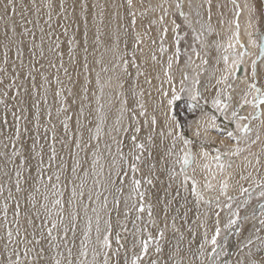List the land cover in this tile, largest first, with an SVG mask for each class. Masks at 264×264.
<instances>
[{"label": "snow or ice", "instance_id": "snow-or-ice-1", "mask_svg": "<svg viewBox=\"0 0 264 264\" xmlns=\"http://www.w3.org/2000/svg\"><path fill=\"white\" fill-rule=\"evenodd\" d=\"M204 2L208 5L207 18L204 19L201 15L200 9L204 7L201 3L195 9V17L191 20L189 19L190 13L184 11L185 0L175 2V14L183 17L186 26L191 29L193 42H199L201 45L204 43L202 37L205 32L213 31L212 0H204ZM233 3L236 8L234 31L225 45H216L217 49L220 47L224 49L222 59L225 65V74L217 82L231 87L228 83L229 79L245 63L244 57L252 55L247 51L248 47L258 49L256 59L251 61L248 92L242 97L240 104L241 108L251 104L254 114L251 117H241L235 110L232 112V119L236 121L237 133H243L244 137H247L253 129L250 123L241 124L239 121L264 117V110H262L264 108V84H258L257 81V60L264 64V34H257L259 29H256L248 33V43H243L240 39L239 23L242 9L235 4V0ZM126 5L127 15L131 19L129 26L124 27V32L127 34L129 27L135 32L134 47L130 52L125 50L117 56L120 62L118 66L122 67L123 73L127 76L132 75L129 67L135 68L138 79L144 73L137 63V51L143 52L139 46L144 43V36L149 35L150 29H145L143 34L135 31L136 12L132 10L133 0H126ZM123 6L113 5V7ZM157 7L161 9L162 15L158 20H152L150 24L159 23L162 27L159 44L157 45L156 39L151 40L152 45L156 47L153 48L150 58L159 64L161 61L158 59L157 51L160 56L169 52V48L165 46L169 29L164 21V17L169 14V9L163 4ZM188 7L192 8L191 0H188ZM91 8L93 11L90 13L87 0H80L77 15L75 3L72 6V12L69 13L65 0H58V3L56 0H40V3H37V0H30L29 5H24L21 0L20 20L16 21L14 20L17 15L16 0H7L3 5L4 14L0 15V20L5 21V31L3 40H0V47L3 48L2 63H0V109L5 115L0 118V143L7 140L8 143L3 144V147L11 146L12 151L11 153L0 152V157L11 161L16 167L13 184L7 186L6 189L5 183L0 182V198H2L0 200V231L3 232V235H0V264H121V259L123 264H192V261L185 260L181 250V243L185 239L184 229L193 233V229L188 224L187 202L180 203L177 200L180 195L179 189H176L175 195L171 194L173 188L171 183L167 184L163 192L156 188L155 183V180H158L157 162H159L158 155H154L157 138L163 143L165 139L171 137V146L165 155L167 157L176 155V159L173 161V166L167 169L168 178L171 181L183 174L184 179L180 188L189 191L188 180L190 178L187 175V168L194 163L195 157L192 151L194 141L184 135L183 126L174 112V105L181 99V95L173 86L166 106L161 100L160 104L150 113L144 101V90L137 91L133 85L132 106H128L129 100L123 98L124 93L120 92L119 95L122 98L119 116L115 123L105 131L106 116L103 112L104 105L100 103L99 97H96L98 107L95 109L94 119L87 120V116L92 115L91 110L88 111L87 116L85 112L86 107L90 109V106L84 103L89 99L87 84L90 81L87 76H85L84 85L79 93L74 92L73 87L66 86L61 80L62 70L64 76L74 85L72 74L65 66V47L69 61L73 65L77 63V49L81 50L83 52L81 67L83 72L89 71L91 30L89 15H91V24L95 29L91 34L92 50H98L106 42L105 37H108V33L104 31L107 27L104 5L97 2L93 3ZM42 9L45 10L43 15H41ZM256 11L255 5L249 6V28H252V15ZM9 12L11 15H8ZM28 13H32L34 18L30 19ZM140 14L143 16L146 12ZM8 21H12L11 24ZM193 22L200 25L199 30L193 27ZM172 25L174 51L167 56V67L164 69V75L170 85L173 79L171 75L173 63L179 62L182 54L181 41L188 35V33H184L183 37L180 35L181 25L175 20L172 21ZM62 36L66 39L62 40ZM149 38L151 39L150 36ZM109 39L112 48L118 52L119 35H115L114 39L110 37ZM190 47L199 57L195 46L190 45ZM13 49L16 60L19 61L18 64L15 61L10 63L9 53ZM125 49H127V41H125ZM26 51L27 62L25 61ZM188 61H191V57H188ZM47 69H56L51 78ZM103 70L108 71L107 68ZM38 77L39 82H37ZM159 78V76L156 77V79ZM184 79H187V76ZM145 82L151 84V80L147 78ZM195 83L198 84L199 81ZM97 84H100L99 76H97ZM181 85L180 92H184L183 80H181ZM119 87L123 88V84L121 83ZM50 91L57 101L55 116L62 125L65 138L58 137L56 125L52 123V108L45 107L48 105ZM100 91L103 92V87ZM157 91L162 97H169V92L164 91L162 87ZM200 95L199 91H196L189 97V108L198 107ZM249 95L252 97L251 100L248 99ZM93 96L95 97V93ZM77 98L80 103L75 113V131L69 135V121L73 120V116L68 113L73 105H77ZM232 99L231 95L221 98L218 92L212 103L218 111L226 114ZM32 109L34 111H31ZM158 109H163L164 128L167 132L157 131L160 122L155 112ZM42 112L48 117L47 125H51L50 128L47 125L43 126V135L40 132ZM7 114L12 117L13 131L10 134L4 130L9 123ZM82 118L87 120V124L82 122ZM261 124L264 125V119H261ZM29 125H32V128ZM208 128H218L215 116L210 117L205 132ZM33 130L35 135L31 134ZM84 131L88 133L87 140L84 139ZM49 132H51L50 138ZM195 135L199 136L200 131L197 130ZM103 136H107L110 142L104 140V148L101 150L100 144ZM227 136L236 141V145L230 152L231 156H239L246 151L245 148L239 146L243 138L241 135L229 131ZM259 140L260 136L257 131L256 138L249 142L255 144ZM178 142L183 145L180 149L183 153L182 157L174 152ZM57 143L62 149H68L71 164L60 155L56 147ZM204 143L205 141H201V147ZM113 145H115V151H113ZM72 146L75 152L72 151ZM214 151L216 155L211 159L215 161L219 173L223 174L226 169H231V162L224 163L226 154L220 148H215ZM81 152L85 154L84 160L79 155ZM89 153L91 155L90 169L84 167ZM200 155L205 160L209 158L207 151ZM251 156L253 159L246 158L247 166L255 170L257 177L249 183L248 187L241 185L239 191L241 194H248L243 201L245 206L250 204L253 193L256 194L258 204L253 207L250 214L241 217L240 206L233 209L232 203H227L230 219L225 227L232 228L241 219L244 221L251 219L255 223L252 224L249 235L237 243V255L233 260L227 239H221L220 212H216L214 233L209 239L208 231L205 229L203 240L197 248V258L200 264H264V202H261L264 201V171H262L264 169V147L260 153H251ZM177 163L181 164V173L175 171L174 165ZM105 164H107V171ZM204 168L211 173L212 179H215L216 174L211 172L210 164L205 163ZM4 175L9 176V173L4 172ZM251 177L252 173L249 172L247 176L241 175L240 179L247 180ZM89 178L92 180V185L88 188V203L86 204L84 203L85 187ZM11 179L9 176V180ZM77 180L79 184L76 183ZM69 183L72 187L69 197L65 199V189ZM205 187L212 190L214 185L209 181ZM229 187L228 178L220 181V195L231 202L235 197L229 194ZM105 193L112 196V210L117 211L118 216L121 202H123L124 221L117 219L116 222L119 231L114 230L108 195ZM190 194L195 197L197 205L200 201L207 204L212 203L211 200H204V195L198 190L197 181L194 179ZM21 198H23V204ZM93 202L96 204L95 207H91L94 215L89 216V208ZM215 203L217 207H220L219 196ZM159 205L163 206L162 218L155 211ZM80 207L83 209L86 221L83 229L80 230L82 238L77 235L80 219L78 208ZM10 212L11 219H9ZM133 213H135V218L132 220L133 228L130 231L127 227V220ZM105 216L107 218H104ZM178 220L180 223H177ZM241 231L242 229L238 228L237 234ZM93 232L95 233L94 239ZM169 232L172 233L171 239H169ZM122 233H128V235H122ZM129 235L131 240H129ZM172 240H175V244H172ZM193 240H195L194 233L192 239L189 240V251ZM166 245L168 246L167 252ZM206 246H210V250Z\"/></svg>", "mask_w": 264, "mask_h": 264}, {"label": "bare ground", "instance_id": "bare-ground-1", "mask_svg": "<svg viewBox=\"0 0 264 264\" xmlns=\"http://www.w3.org/2000/svg\"><path fill=\"white\" fill-rule=\"evenodd\" d=\"M215 1L217 0H212V7H211V13L212 9L215 7ZM7 0H0V15H3V5L6 3ZM58 3V0H56ZM66 6L68 7L69 13L72 12V6L75 3L76 5V14H79V2L80 0H65ZM89 4V12L91 13L93 9L91 8V5L93 3H100L104 5L105 9V24L107 27L104 29L105 32L108 33V37H105V44L101 46L98 50L93 51L91 47V34L94 32V26L91 24V15H89V20H90V55L88 56V64H89V71L87 73L83 72V69L81 65L83 64V52L79 49H77V63L73 65L67 56V50L65 47V56H64V61H65V66L69 68V72L72 74L73 77V83H70L67 79V77L64 76L63 71L61 70L60 72V77L61 80L64 81L66 86L73 87V91L76 93H79L81 91L82 85H84L85 81V76H87L88 80L90 83L87 84V87L89 89L88 96L89 99L87 101H84L86 106L85 112L86 116L89 110L92 111L91 116H87V120H93L95 117V109L98 107L96 103V97L100 98V103L104 105V115L106 116V122H105V131L109 127H111L114 123L116 118L119 116V109H120V100L122 97H120L119 93L123 92L124 97L129 100V107L132 106L133 102V97H132V87L135 85L136 90L139 91L140 89H143L145 92L144 96V101L146 105L148 106V110L153 108L154 104H158L161 100L164 101V105L166 106L167 104V99L170 98L171 92H172V87L174 86L175 90L177 93L180 95L182 94H187L189 96L195 94L196 91H199L200 98L199 101L202 103L203 101L211 103L210 107L207 109H204L201 111V114L193 120V122L190 124V131L189 135L185 136L189 139H192L194 141L192 151L194 154V163L190 165L187 168V175L190 178L188 180V188L189 185L191 186L192 180L195 178H200L202 186H205L206 183L209 181L214 185L213 189L210 190V192L213 193V195L220 194L219 193V186H220V181L222 179L228 178L229 181V194L231 195L234 192H240L239 188L241 185L246 187L247 183L249 180H253L256 178V172L253 168L247 166V159H253L251 154H240L239 156H231L230 152L236 145V141L234 139H230L227 136V133L229 131L233 132L234 134H242L243 133H237L236 130V121L232 119V112L235 110L238 115L240 110L245 109V107L241 108L239 105L241 104V100L245 93L247 92V85L249 81V74H250V67L249 63L247 61L250 60V57L247 56V59H244L245 63L240 67L239 70L235 72V75L231 77L228 81L229 84H231V87H228L227 85L223 83H218L221 79V77L225 74L224 73V68L225 65L223 63V55H224V49L223 47H220L217 49L216 45H225L227 43V31H229V26L225 28L223 25V29L219 28L220 24L217 22V18L215 16L213 17L212 14V28L213 31L211 33L205 32L204 36L202 37L204 43L201 47V51L199 50V47L201 44L199 42H192L197 50L199 52V57L192 51V48L189 46H186L183 50L181 49V57L179 62H174L173 67L171 69V75L173 77L171 85L167 82V78L164 75V69L167 67V56L171 55L172 51H174L173 48V32H172V21L175 20L176 23L180 24L179 20L186 26V22L184 21L183 17H179L178 15L175 14V2L176 0H133L134 3V8L132 9L133 11L136 12V29L135 31L141 32L142 34L144 33L145 29H150L149 35L144 36V43L140 45L139 47L143 49V52L137 51V63L140 65L141 71L144 73V75L140 76L138 79L136 78V69L129 67V72L132 74L131 76H127L123 73L122 67L118 66L120 64L117 56L122 54L125 50L131 51L132 48L134 47V36L135 32L129 27L128 33L125 34L124 32V27H128L130 24V17L127 15L128 9L126 5V0H87ZM253 2V1H252ZM17 3V15L14 17V20L18 21V18H20L19 12L21 11V0H16ZM37 3H40V0H37ZM201 3L207 5L203 0H191L192 8L190 9L188 7V0H185V7L184 11L186 13H190L189 19H194L195 17V9L197 8L198 5ZM24 5H29L30 0H23ZM163 4L164 7L169 9V14L164 17L165 25L168 27L169 32L167 35V39L165 41V46L169 48V52L165 53L163 56H160V54L157 51V56L158 59L161 61V63H156L151 60V52L153 48L156 46L152 45L151 40L156 39L157 40V45L159 44V34H160V29L161 25L159 23L157 24H150L152 20H158L159 17L162 15V11L158 5ZM113 5H124L123 7H113ZM208 7V5H207ZM200 9L201 15L202 10ZM155 9V11H153ZM206 10V9H205ZM44 9H42L41 15H43ZM141 12H146V15H141ZM260 13V12H259ZM8 15H11V12L8 13ZM29 18H34L32 13H28ZM203 16V15H202ZM204 19L207 18L206 14L203 16ZM219 17V16H218ZM220 18V17H219ZM12 21H8L9 24H11ZM229 22V21H228ZM43 23V21H41ZM229 24V23H228ZM31 27V26H29ZM193 27H195L197 30H199L200 25L195 24L193 22ZM187 29H189L187 27ZM219 29L221 31H219ZM191 31V29H189ZM5 31V21L0 20V40H3V33ZM19 31V29H18ZM82 31V29H81ZM248 31L250 32V28H248ZM119 35V51L117 52L112 48V43L111 40L109 39L115 38V35ZM214 34V35H213ZM9 35L11 33L9 32ZM38 35V33H37ZM180 35L183 36L180 32ZM192 35V34H191ZM151 37V39L149 38ZM243 37L245 39H243ZM61 39H66L65 37H61ZM186 39V38H185ZM192 39V38H191ZM240 39L243 43L247 44V35L243 36L240 35ZM183 40V39H182ZM125 41H127V49H125ZM182 42V41H181ZM200 46H199V45ZM181 47V45H180ZM203 48V51H202ZM248 52L251 54H257L258 49L255 50V48H251V46L248 47L247 49ZM2 53H3V48L0 47V63H2ZM10 63L12 61H15L17 64L19 61L16 60L15 57V50L13 49L10 54ZM188 57H191V61H188ZM127 58V57H125ZM186 59V61H185ZM25 61L27 62V51L25 54ZM99 61V62H98ZM204 61H207V63H204ZM231 62V60H230ZM259 66V65H258ZM107 68L108 71H104L103 69ZM47 72L50 76L55 74L56 69H47ZM97 76H99L100 84H97ZM159 76V79H156V77ZM187 76V79H184V77ZM146 78L148 80H151V84L146 83L145 80ZM258 78H261V82L258 81V84H264V64H261L260 69H258ZM181 80H183V87L185 89L184 92H180L181 89ZM199 81V83H195V81ZM7 82V81H6ZM37 82H39V77ZM123 84V88L119 87L120 84ZM27 86V85H26ZM55 84H53V88H55ZM103 87V92L101 93L100 89ZM163 88L164 91L169 92V97L165 98L160 95V93L157 91L158 88ZM221 94V98H226L227 95H231L233 97L231 101V106L227 110L226 114H222L220 111H218L214 106H213V99L216 98L217 93ZM93 93H95V97L93 96ZM148 93H151V95H148ZM156 102V103H155ZM80 103L79 98H77V105H73L71 109L69 110V115L73 116V120L69 121V135L75 131V113L77 110V107ZM199 106V104H198ZM239 106V107H238ZM45 107H51L52 112H53V118H52V123L56 125L57 129V135L59 138H65V133L63 131L62 125L60 124L59 120L56 119L55 116V110L57 107V101L53 98L52 92H49L48 96V105ZM31 111H34L32 109ZM160 111H163V109ZM3 113V110H2ZM159 113V112H157ZM4 114V113H3ZM162 114V119H159L160 116H158V120L160 122L157 131L164 130L167 132V129L164 128V116L163 112ZM159 113V115H161ZM5 115V114H4ZM9 118V123L11 127L6 130L7 128L5 127V131L7 133H11L13 131L12 128V117L10 114H7ZM211 116L216 117V124L218 125V128H208L207 132H205V127L207 126V122L209 121ZM44 123L42 122V127L44 125H47V120L48 117L43 114L42 112V118H41ZM262 119V117H261ZM87 120H84L82 118V122L87 124ZM125 123H127V120H125ZM239 123L241 124H247L246 120H240ZM258 123V122H257ZM260 123V122H259ZM235 128H229V126ZM49 128L51 125H47ZM263 127V126H262ZM253 128V127H252ZM255 128V127H254ZM197 130L200 131V135L196 136L195 133ZM42 132L44 130L42 129ZM263 134V133H262ZM32 135H35V132L32 133ZM43 135V133H41ZM51 132L48 133L49 138L51 137ZM241 135V136H242ZM250 135V134H249ZM264 135V134H263ZM250 137V136H249ZM248 137V138H249ZM88 138V133L87 131H84V139L87 140ZM104 140H109L107 136H103L101 140V150L104 148ZM243 140V139H242ZM201 141H205L203 146L201 147ZM221 141H223V144H221ZM247 141V140H246ZM245 141V142H246ZM49 143L51 142L50 139L48 141ZM110 142V140H109ZM8 143L7 140H4L2 143H0V152H8L11 153L12 149L11 146L8 148H4L3 144ZM30 143V141H29ZM95 143V141H93ZM242 143V142H241ZM69 144L71 146V142L69 141ZM157 145L158 147L163 146L162 148V154L165 155L167 149L171 146V137H168L163 141V143L160 142L159 138H157ZM240 145V144H239ZM262 145H259L258 150L260 151L262 149ZM57 149L60 152V155H62L65 160L68 161L69 164H71V158L69 156L68 149H62L61 145L57 143ZM183 147L182 143L178 142L177 147L174 150L175 153H178L181 157L183 156V153L180 152V149ZM215 148H220L222 152H224L226 155L224 156V163L227 164L231 162L232 167L231 169H226V171L223 174H220L218 169L216 168L215 161L211 159V157L215 156L216 153L214 151ZM257 149V148H256ZM224 150V151H223ZM72 151L75 152L74 146H72ZM113 151H115V145H113ZM160 151V150H159ZM207 151L209 153V158L208 160H205L202 158L200 155L202 152ZM258 152V151H256ZM160 153V152H159ZM253 153V152H252ZM80 157L82 160L85 159V154L81 152ZM157 155V154H156ZM164 158V157H163ZM162 157H160V160H163ZM2 159L3 163L0 162V175L3 177H7L4 175V172L11 173L14 172L13 170L15 169L16 165H12L13 169L9 170L8 163L11 161H6L4 157H0ZM167 159V158H166ZM176 155H173L172 157H168V165L165 168H170L173 166V161H175ZM87 162L84 164L85 168L90 169V164H91V155L89 153L88 157L86 158ZM166 162V161H165ZM208 163L210 164L211 167V172L215 173V179H212L211 173L204 168V164ZM253 163L255 161L253 160ZM7 167H6V165ZM175 171L180 168L181 169V164L177 163L174 165ZM164 169V168H162ZM179 169V170H180ZM105 170L107 171V164H105ZM194 171L197 172V174L194 173ZM252 173V177L247 180H242L240 179L241 175L247 176L248 173ZM181 173V172H180ZM159 172H157L158 176ZM10 176V175H9ZM15 179V178H14ZM13 179V181H14ZM177 179V178H176ZM184 177L183 174H180V177L178 176L177 180V188L179 189L180 193H183L185 191L183 188H180V184L183 181ZM199 181V180H197ZM245 182H247L245 184ZM77 184H79V180L76 181ZM6 189L7 186H10V182H5ZM92 185V180L91 178L88 179L87 185L85 187V199L84 203H88L87 201V192L88 188L91 187ZM72 184L69 183L67 185V188L65 189V199H67L70 195V190H71ZM174 187V186H173ZM175 189V191H176ZM190 189V188H189ZM208 189V188H207ZM202 190V189H201ZM205 190V188L203 189ZM188 191H185L187 194ZM5 194H7V191H5ZM185 194V195H186ZM105 195H108V193H105ZM182 195V194H180ZM204 195V193H203ZM195 198V197H194ZM215 199V198H214ZM224 199V198H223ZM2 200V198H0ZM108 200H109V211H111V219L113 224L119 219L120 216H123L124 212V205L123 202H121L120 208H119V216L117 215V211L112 210V196L108 195ZM209 200V199H208ZM21 203L23 204V198H21ZM196 201V199H195ZM238 201V200H237ZM214 202V201H213ZM264 202V201H263ZM200 203H204V201H200ZM197 205V202L195 203ZM198 204V205H199ZM201 204V206H202ZM222 204V203H221ZM204 205V204H203ZM206 205V204H205ZM96 204L93 202L90 205L88 215L93 216L94 214L91 212V207H95ZM214 209V208H213ZM252 209H249L248 214L252 212ZM80 212V219L78 220V232L77 235L79 238L80 237V230L83 229L84 224H85V214L83 212L82 207L78 208ZM210 210V209H209ZM209 210L206 211V213L209 212ZM211 211V210H210ZM205 213V214H206ZM204 214V215H205ZM103 215V214H102ZM11 212L9 213V219H11ZM132 215L131 219L134 218ZM11 217V218H10ZM124 217V216H123ZM121 217V218H123ZM104 218H107L106 216ZM120 218V219H121ZM119 219V220H120ZM124 220V219H123ZM115 225H113L114 227ZM116 228V227H114ZM204 229V228H202ZM203 231V230H202ZM224 232V231H223ZM0 235H3V232L0 231ZM93 239L95 238V233L93 232ZM241 235V234H240ZM249 235V229L245 230L242 233V240L244 239L245 236ZM222 236V235H221ZM224 236V235H223ZM79 241H77L78 243ZM123 253L121 254V256ZM235 258V257H234ZM121 264H123V260L121 259Z\"/></svg>", "mask_w": 264, "mask_h": 264}, {"label": "rangeland", "instance_id": "rangeland-1", "mask_svg": "<svg viewBox=\"0 0 264 264\" xmlns=\"http://www.w3.org/2000/svg\"><path fill=\"white\" fill-rule=\"evenodd\" d=\"M235 4H238L239 8L242 9V12H241V14L239 16L240 31H241V35H243V36L247 35V40H246L247 43H248V39H249V37H248V33H249V31H248V28H249L248 27V21H249V18H250V12H249V6L250 5H255V7L257 9L255 14L252 15V28H250V32H253L256 29H259V33H257V34H264V0H235ZM203 9L204 10H202V13L203 12L204 13L202 15L204 16L206 14V16H207V10H208L207 5H205V8H203ZM235 11H236V8H235V5L233 3V0H217V1H215V7L212 9L213 17L215 16V18H217V22L220 24L219 28L223 29V25L225 26V28L227 26H229V31H227V35H226L227 39L231 35V33L234 31V21L236 19ZM19 20H20V18H18V21ZM179 22H180V25H181V34L184 36V33H188L187 37H185L186 39L184 38L182 40V42H181V49L183 50L186 46L194 44V43H192L193 40L191 39L193 34H192V32L189 29H187V26H185L180 20H179ZM219 31H221V30L219 29ZM243 39H245V38L243 37ZM201 47H202V45L199 47L200 51H201ZM251 48L254 49V47H251ZM255 50H256V48H255ZM202 51H203V48H202ZM249 57H250V60L247 61V62L249 63L248 65L251 68V61L253 59H256L257 54H252ZM244 59H247V56H245ZM185 61H186V59H185ZM257 64L259 65L258 69H260L261 63H260L259 60H257ZM249 76H251V69H250ZM260 79L261 78H257V81L261 82ZM247 92H248V87H247ZM189 97L190 96L187 95V94H182L181 95V99L179 101H177L176 104L174 105L175 115L177 117V120L183 126L182 127V131L184 132V134L186 136L189 135V131H190L189 127H190V124L193 122V120L196 119L201 114L202 110L207 109L211 105V103L206 102V101L205 102L203 101L202 103H200V101H198V104H199L198 107L189 108ZM248 99L251 100L252 97L249 95ZM159 104H160V102L158 104H154L153 108L156 107ZM153 108H151L149 110L150 113L152 112ZM262 110H264V108H262ZM238 111H239V114H240L241 117H251V115L254 114V109L251 106V104L246 105L244 111L240 110V109H238ZM157 112H159L161 114L163 111H160V109H158L155 112V115H157V118H158V116H160L159 119H162V117H161L162 114L159 115V113H157ZM3 116H4V114L2 113V109H0V118H2ZM7 119L9 120L8 116H7ZM262 119H264V117H262ZM41 121L44 123V121L42 119H41ZM246 121H247V123H250L251 127H253L252 128L253 131L251 133H249L250 135L248 134L247 137H244L242 134H239V135H242V137H243L242 138L243 140L242 139L240 140V145L239 146L241 148H245L246 149V151H244L242 153L243 154H251L252 152L253 153H260L261 150L260 151L258 150L259 145L263 144L262 147H264V135H263L264 134V125L261 124V119L246 120ZM5 127L7 128L6 130H8L11 127L10 123H8V125H6ZM29 127L32 128V125H29ZM229 128H232V129L235 130V128L231 127V125L229 126ZM42 129L44 130V127H41V129H40L41 133H43ZM257 131L259 132L260 140L257 141L255 144H251L249 141L250 140H254L256 138ZM33 132H34V130H33ZM161 147L163 148V146H161ZM161 147L160 146L158 147V145H157V148L154 150V155L157 154L159 158L160 157H162V158L164 157L163 160L159 159V162H157V172H159V174H158V180H155V178H154L155 183H156V188L160 189L161 192H163V189L167 186V184L171 183L174 186L172 188V190H171V194L175 195V189L178 186L177 180H178V176L180 177V175L177 176V179H174V180H171V181L169 180L168 173H167V169L168 168H165L168 165V160H167L168 157L166 155L162 154V148ZM256 151H258V152H256ZM0 162L3 163L2 159H0ZM154 162H156V161H154ZM8 164H9L8 165L9 167H7V165L5 164L6 167L9 168V170L10 169L12 170L13 169L12 165H14V164H12V162H9ZM162 168H164V169H162ZM179 169L180 168H178L176 170L177 173L181 172V169L180 170ZM262 171H264V169H262ZM194 173L197 174L196 171H194ZM9 175L12 178L11 180H9V176L3 177L2 175H0V182H2V183L10 182L11 184H13L14 183L13 179L15 178L14 177V172L11 171V173H9ZM256 177H257V173H256ZM194 180H196V181L199 180V181H197V188H198V190L200 192L204 193V200L207 201L209 199V200L212 201V203L211 204L203 203L204 205L202 203H200L199 205H196L195 204L196 201H195L194 196H192L190 194V189H191L192 183H189V184H191V186L189 185L190 189L187 192V194L185 193V191H183V193H180L182 195H179L177 197V200L180 203H185V201L187 202L186 203V209L188 210V224L193 229V233L195 235V240L192 241L191 250L189 251L188 244H189V240L192 239V234L193 233H189V232H187L186 229H184L185 239L181 243V250H182V254L185 257V260L186 261H188V260L192 261V264H200V261L197 258V248H198L199 243H201L202 240H203V233H204L205 229H207V231H208L209 239H210L211 235L214 233L215 220H216L215 213L216 212H220V227L222 229L221 239H224V238L227 239L228 245L230 246V251L232 252V257L231 258L233 260H235L236 255H237L236 245H237V243L239 241L242 240V233L246 229L250 230L252 224L255 223V222L252 221L251 219H249L248 221H244L243 219H241L240 221H238L237 225H233L232 228L225 227L227 225V223H228V220L230 219L229 209L226 207V204L227 203H232L233 209H236L237 206H240V214H241V217H243L244 215L248 214L249 209L257 206L258 201H257L256 194L255 193L252 194V200H251L250 204L245 206L243 204V201L245 200L246 196L248 195L247 193L241 194L240 192H234L231 195L233 197H235V199L233 201L229 202V201L226 200V198L224 196H222L220 194L213 195V193L210 192L209 189H207L205 186H202L200 178H197V179L194 178ZM251 182H252V180H249L248 183L245 182V184L247 183L246 187H248L249 183H251ZM204 188H205V190H203ZM218 196H219V199H220V201L222 203L220 205V207H217L216 203H215L216 198ZM169 198H171V196H169ZM261 202H263V201H261ZM201 204H202V206H201ZM162 207H163L162 205H159V206H157V208L155 210L157 213L160 214L161 218H162V212H161ZM221 209H223V210H221ZM207 210H209L208 213H206ZM134 214L135 213H133L132 215H134ZM132 215H130L128 220H127V227H128V229L130 231L133 228L132 220L135 218V216H133L134 218L131 219ZM257 215H258V212H257ZM121 217H123V216H120L119 219ZM197 217H199V219ZM123 219H124V217L121 218L120 221L123 222L124 221ZM112 222H114V221H112ZM116 222L113 224V225H115L114 227H116V228H114V230L119 231L120 229L116 226ZM177 223H180V221L178 220ZM201 225H203V226H201ZM202 228H204V229H202ZM238 228L242 229V231L239 234H237V229ZM122 235H128V233H122ZM168 235H169V239H171L172 238V233L169 232ZM129 240H131V236L130 235H129ZM172 244H175V240H172ZM113 247H115V244H113ZM129 247H130V245H129ZM165 247H166V252H167L168 246L166 245ZM206 248H208V250H210V246H206Z\"/></svg>", "mask_w": 264, "mask_h": 264}]
</instances>
